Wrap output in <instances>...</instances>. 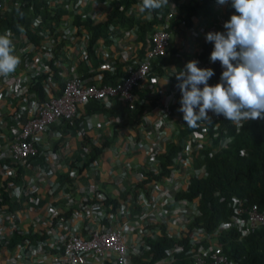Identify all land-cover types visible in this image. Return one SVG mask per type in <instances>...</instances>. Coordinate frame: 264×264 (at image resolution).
<instances>
[{"label":"crops","instance_id":"obj_1","mask_svg":"<svg viewBox=\"0 0 264 264\" xmlns=\"http://www.w3.org/2000/svg\"><path fill=\"white\" fill-rule=\"evenodd\" d=\"M73 1H79L81 4L79 14H87L95 22L103 21L112 6V0ZM187 1L168 0L167 5L173 14L182 17L185 14ZM63 7L67 14L62 15L61 21L54 24L50 36H39L38 44L34 45L25 35L20 34L14 38V54L21 55L31 61L36 60L41 71L50 72L49 67L43 60L52 56V50L61 41L62 45L57 48L56 56L60 60L56 64L62 67L58 71L61 81L63 82L74 72L81 77L89 78L90 82L95 84L103 83L100 81L98 73L101 71L99 62L102 43L105 45L106 54L110 58H114L115 66H119L120 77L128 66H134L141 58L148 41L138 38L135 27L124 28L120 25H116L119 26V29L114 38H108L109 32L105 37L97 38L93 52L95 59L87 58L90 33L84 30L82 26L76 27L73 24L72 11L68 6ZM231 9H234L231 7V0L225 5L216 3L211 15L191 17L189 26L184 25L182 22L172 26L169 30L170 40L166 54L155 62V69L151 74L155 77V81L152 83L147 80L143 81L135 88L136 100L133 111L126 110L125 104L119 97H110L100 100L107 108L101 113H86L84 105L79 104L76 112V117L79 118L78 129L73 127L65 129L59 121L53 122L40 142V151L44 157L43 163L45 165L42 167L36 166V172L30 170L29 166L20 168V170L32 171L33 178L35 177L36 180L41 182L37 189V197H35L36 202L38 200V205H35L33 209H25L22 206L13 212H5L6 216L4 218L2 216L3 220H1L4 224L3 233L9 232L11 228L15 227L22 230V232L37 234L43 232L46 235L44 236L47 237L61 236L68 233L83 235L92 230L105 228L106 225L101 223L104 214L102 209L97 213V218L92 219L88 216L87 204L80 205L83 200L92 196L94 189L102 190V193L108 191L105 194H109L111 198H116L120 204L116 209V213L107 214L108 225L110 228L114 226L121 228L123 239L131 252L138 250V243L141 239L140 228L146 227V232L153 235L158 233L160 229L155 223L156 219L170 218L171 216H176L177 219L184 216L190 217L189 215L192 210L195 211V207L189 205L182 208L178 201H174L172 198L175 191L185 187L188 175L190 171H193L188 160L191 153H194V146H191L192 142L198 141L195 148L201 147L199 144L200 138L206 133L199 135L196 130H193L184 136H180L179 129L186 127L183 117L172 114L165 119L162 116V111L166 106H169L170 110L173 111L175 105L180 103L182 93L177 87L179 82L176 79V73L186 70L185 66L188 61L196 60L198 61V67L210 68V55L200 57L199 52L207 41L206 34L208 32L226 31L224 23H218L216 20L223 21L226 16L235 13V9L233 11ZM3 11H6V9ZM128 12L134 19L145 17V14L134 6ZM44 51H48V54L44 55ZM94 61H96V65ZM30 76L31 74L23 65V62L19 63L14 73L7 77L0 76V158H9L8 142L12 136L11 132L20 127L19 123L25 120L23 119L24 116L27 118L30 115L32 103L42 101H38L34 94H30L28 89L32 81ZM46 82L49 84L45 83L44 99L61 89L57 81H51L47 78ZM31 96L33 97L30 99ZM127 140L130 143H127ZM103 141L106 142L105 146L98 157L89 164L90 167L95 166L98 168L97 176L93 177V180H88L87 183L85 181L84 184L81 181L78 183L73 181L71 177L73 171L67 166L57 167L52 165L51 149L54 152L57 150L61 153L65 151L75 152L74 155L78 151V156L82 155L87 158L90 150L93 147H98ZM170 143L183 146L180 153L181 157L178 155L175 158L179 166L171 169L169 175L162 176L156 185L153 184L154 181L149 182V201L142 197L138 201L141 206L139 215H134L130 220L129 213H127L128 204L121 200L119 191L128 183H134L140 178L139 173L136 172L141 166L144 167V170L156 169L155 154L164 152L166 145ZM56 168L63 171V174L58 172L59 178L63 179L59 183L54 182L55 174L53 172ZM16 169H18L17 165L12 162L0 163V176L4 170L6 172H16ZM125 171L130 172L122 175ZM18 175L20 176L22 173L20 172ZM67 183L68 185H66ZM68 186L75 187V196L70 194L71 190L68 191L66 188ZM79 192L81 195L78 194ZM165 196L170 197L165 198ZM73 200L79 204L77 208L71 207L74 203ZM167 200L173 202L171 211L166 216L161 215L163 212L158 209ZM122 203L126 204V208H124L126 214L121 212L120 206L122 207ZM4 209L5 205L0 206V210L4 211ZM23 209L28 211L25 218H22L23 215L19 214V212L24 211ZM68 210H70V214H66ZM28 217L31 223L27 222ZM117 218H119V221L116 220ZM165 222L169 232L176 235V231L180 226L179 223L172 226L171 219H166ZM186 223L187 220L184 224ZM184 224L182 227L185 226ZM191 235L189 233V236ZM205 241L209 243L208 240L205 239ZM32 245L28 248L30 249ZM25 248L26 244L16 241L10 247L11 253L7 254L8 251L4 253L1 249L0 264H7L6 260L8 258L10 261L19 260L20 264H30L28 259L22 258L23 254L29 252V249ZM44 261L45 264L51 262L49 256H45ZM78 264H98V261L87 254L80 258ZM104 264H111V262H104Z\"/></svg>","mask_w":264,"mask_h":264},{"label":"trees","instance_id":"obj_2","mask_svg":"<svg viewBox=\"0 0 264 264\" xmlns=\"http://www.w3.org/2000/svg\"><path fill=\"white\" fill-rule=\"evenodd\" d=\"M19 1L20 4L17 8L13 6L9 11L0 12V34L5 33V31L10 32L14 37L23 34L34 45L38 44L40 38L36 34L38 29L49 28L53 31L54 24L61 21L62 15L67 14L62 4H57L56 0H54V4H49L48 0ZM111 3L112 6L103 21L95 22L87 14L71 12L73 24L76 27L82 26L84 30L90 33L86 57L91 60L95 59L93 55L95 41L97 38L105 37L113 25H120L124 28L135 27L138 38L146 39L149 44L147 34L155 24L165 23L168 31L172 26L181 22L189 26L191 17L211 15L217 0H188L185 14L182 17L173 14L168 5H165L151 13L143 12L145 17L142 19H134L128 12L132 6L140 9L142 0H112ZM168 12H171V17L166 18ZM33 17L40 20L39 25L36 27H33L30 23V18ZM61 38L63 37L61 36ZM61 45L62 42L60 41L56 45L57 47L55 46L56 48L52 50V56L43 60L49 67L50 72L40 71L32 78L29 84L30 94H34L38 101L43 100L45 97L44 86L45 83L49 84L46 82L47 78L51 81H57L61 87L63 86L58 74L62 67L56 64L57 61H60L56 56L57 48ZM213 48L214 44L206 41L199 52V56L211 55ZM161 57H157L152 62V72L155 69V62ZM218 63L219 61L214 63L211 61L210 68L214 70L215 74L208 81L210 85H214L217 81ZM94 64L96 65V61H94ZM118 70L119 66L116 65L111 71H99L100 81L115 83L120 77ZM150 76L151 73L147 75V78ZM59 92H53V95H57ZM30 99L28 98V100ZM82 105H84L86 113H101L107 109L100 100L96 99H90ZM23 119L26 120V117L24 116ZM78 119L75 115L72 120H60L59 123L63 124L65 129L72 127L78 129ZM25 120L20 122L19 126ZM214 123L213 121L209 122L206 130L212 145H216L221 138H226L229 142L216 150L211 146H202L197 148L195 153H191L192 167L195 171L188 175L185 187L180 188L173 194L172 199L174 201L186 199L190 202L186 206L191 205L192 199L196 197V202L192 205L195 207L197 214L193 215L186 226H184L186 231L196 227L210 232L220 221L227 220L232 213L231 208L228 206L231 197H236L244 205L255 203L259 209H264V119L248 120L244 122L241 129L222 115L216 121L215 128L212 125ZM193 130L197 131L198 129L189 127L186 124L185 128L179 129V134L184 136ZM105 143L103 141L98 147H93L85 160L77 156V161H81V166L78 169L93 162L105 146ZM182 150L183 146L180 144H167L164 152L155 154L157 160L156 169L144 170V167L141 166L138 168L140 178L134 183H128L119 191L120 198L128 204L130 219L140 213L141 206L138 201L142 197L145 199L150 198V192L148 187H146L147 184L151 181H159L162 176L169 175L171 169L179 166L175 158L178 155L180 156ZM43 160L42 154L38 153L27 157L23 166L42 167L45 165ZM0 163H9V158H0ZM16 165L18 168L22 167L20 164ZM200 169L203 171L201 175L197 174ZM18 173H20L19 169L16 170L14 176L8 175L7 179L12 180L16 185L20 184ZM25 192L29 194H25ZM31 196L35 197L31 191H24L21 195L16 196L11 188H6V182L0 180V206L5 205V212H13L22 206L26 209H33L35 205H38V200L36 202ZM91 201L92 199L87 198L82 203L85 205ZM100 203L104 211L101 223L106 225L105 228H109L107 214L116 213L119 203L116 198H111L110 196H104ZM78 206L79 204H74L71 207L77 208ZM70 210L66 214H70ZM155 223L160 228L159 232L142 237L139 242L138 253L130 251L129 262L131 264H151L153 261L172 253L173 259L168 264H191V255L195 250L193 249L194 242H190L187 237H179L169 232L164 219H156ZM44 235L43 232L40 234L22 232L19 228L14 227L9 232L3 233L0 237V245L11 247L16 241H20L26 244L25 249H29L28 247L37 238H44L46 236ZM218 241L221 242L222 251L235 264H264V227L257 228L241 238H238V232L235 228H229L219 233ZM174 245L180 247L176 252L172 251Z\"/></svg>","mask_w":264,"mask_h":264},{"label":"built area","instance_id":"obj_3","mask_svg":"<svg viewBox=\"0 0 264 264\" xmlns=\"http://www.w3.org/2000/svg\"><path fill=\"white\" fill-rule=\"evenodd\" d=\"M4 1L5 0H0V12L3 9ZM56 3L68 6L74 13H79L81 10V4L79 1L56 0ZM19 4L20 1L17 0L14 2L13 6L17 8ZM169 17H171V12L166 14V18ZM39 21L38 18L30 19V23L33 27L38 26ZM118 29L119 26H111L108 38H114ZM51 33L52 31L49 28H40L36 31V34L40 37H48ZM148 37L149 44L144 49L141 58L134 66H128L125 69L124 74L119 77L115 83L103 82L95 84L90 82L89 78H82L72 72V74L63 81V86L61 87L59 94L49 95L40 102L32 103L30 115L18 129L12 131V136L8 142L10 162L23 166L24 160L27 157L41 153V138L50 129V125L53 122L60 120H72L76 115L78 105L84 104L90 99L104 100L110 97H119L125 104L127 110L133 111L136 100L134 88L143 81L147 80L151 83L155 81L154 76L151 75L147 78V75L149 73L152 74V62L155 61L157 57L166 54L170 32L166 29L165 23H158L150 29ZM10 38L14 45L15 37L11 34ZM105 49V45L102 43L99 68L101 70L111 71L114 69L115 60L106 54ZM43 54L47 55L48 51H44ZM16 56L19 58V61L23 62V65L26 66L28 72L31 74V80L41 71V68L36 61L28 60L21 55ZM217 70L218 77L216 83L219 82L223 71L220 62L218 63ZM180 106V103H178L173 111L170 110L169 106H166L162 111L163 118L166 119L172 114L183 117V113L179 111ZM208 115L211 118V121H201L198 123V126L195 127L198 129L197 133L199 135L206 133L207 124L209 122H215L212 124L213 128H215L216 121L220 118V116H217L211 111H209ZM127 143H130V141L127 140ZM79 156L81 159L83 158V160H85L84 156ZM77 162H79L80 165L77 166L76 169L81 166V161ZM36 168V166H29V169L35 172L37 170ZM129 172L130 171H125L122 175L129 174ZM15 174V171L6 172L4 170L0 176L1 181L6 182V188H11L16 196L20 194L21 190L32 191V182L24 188L23 186H14L15 184L12 180L7 179L8 175L14 176ZM102 198H104L103 194L100 196V194L95 193L94 201L87 204V212L90 218H97V213L101 210L100 200ZM195 202L196 197L192 199L191 204ZM178 203L180 207L184 208L190 202L186 199H180L178 200ZM228 206L231 208L232 213L227 220L220 221L210 232L198 228V236H204L209 243L205 248L200 247L193 251L191 255V264H235V262L228 258V256L222 251L221 242L218 241L219 233L229 228H235L238 232V238H241L257 228L264 227V209H259L255 203L244 205L236 197H231ZM0 211H2L0 213L1 237L4 229V224L1 220L6 216V213L3 210ZM122 213L126 214V211L122 210ZM176 232V236L187 237L190 242H195L198 239L194 234V236H189V232L182 226H179ZM139 234L142 238L144 236H150L151 233L146 232V228L142 227L139 229ZM172 249L173 252H176L180 247L174 245ZM129 253L130 250H128V246L123 239L121 228L114 226L111 228L92 230L83 235L68 233L61 236L54 235L36 239L29 249V252L23 254L22 258L28 259L30 264H45V256H49L51 260L50 264H78L82 256L90 254L96 259V261H98V264H104V262H111L113 264H131L129 262ZM135 253H138V250H136ZM8 259L6 260L7 264H20L19 260L10 261ZM172 259V253H169L167 256L157 259L151 264H168Z\"/></svg>","mask_w":264,"mask_h":264},{"label":"clouds","instance_id":"obj_4","mask_svg":"<svg viewBox=\"0 0 264 264\" xmlns=\"http://www.w3.org/2000/svg\"><path fill=\"white\" fill-rule=\"evenodd\" d=\"M228 2L217 0L220 5ZM167 4L168 0H142L140 10L151 13ZM231 7L235 13L224 23L226 32L206 34L214 44L210 60L223 68L219 82L210 85L214 70L198 67L196 60L176 73L182 93L179 111L189 127L211 121L209 111L240 129L248 120L264 119V0H231ZM10 36V32L0 34V76L4 77L20 63Z\"/></svg>","mask_w":264,"mask_h":264},{"label":"rangeland","instance_id":"obj_5","mask_svg":"<svg viewBox=\"0 0 264 264\" xmlns=\"http://www.w3.org/2000/svg\"><path fill=\"white\" fill-rule=\"evenodd\" d=\"M17 0H5V2H4V4H3V9H2V11L4 10V9H6V11H9V9L10 8H12L13 7V4H14V2H16ZM49 1V4H54V0H53V2H52V0H48ZM232 11L234 10V9H231ZM231 15H232V13H231ZM230 15H228V16H226L225 17V19L223 20V21H218V20H216L218 23H225V21H227V20H229L230 19ZM169 40H170V38H169ZM34 61H36V60H34ZM80 139V138H79ZM200 142H199V144H200V146L202 147V146H211L213 149H219L220 147H223L224 145H226L229 141L226 139V138H221L220 140H219V142L216 144V145H212V143H211V139H210V137H209V135L208 134H206V135H203V136H201V138H200ZM210 142V143H209ZM196 143H198V141H194V142H192V144H191V146H194V148H193V152L195 153L196 151H197V148H195V145H196ZM200 148V147H199ZM49 150H50V148H49ZM66 150V149H65ZM51 153H52V156L53 157H51L52 158V165H56L57 167H68V168H70V169H72V171H73V175H71V177H72V180L73 181H77V183L78 182H83V184H84V181L87 183V181L88 180H93L94 178L93 177H95V176H97V171H98V168H96L95 166L94 167H90L89 165L88 166H85V167H81V169L79 170V169H76V167L77 166H79L80 165V163L79 162H77V154H78V151H77V153L74 155V153H70V151H65V152H63V153H61L60 151H57V150H55V152H54V150H52L51 149V151H50ZM193 154V153H192ZM189 160V166H190V168H191V166H192V160H191V157H190V159H188ZM9 162H10V159H9ZM19 169V171L22 173V175H20L19 176V179H20V181H21V183L20 184H18V187H26L30 182H32V184H31V189H32V191L31 192H33L34 194H35V197H37V189L39 188V186H40V184H41V182L39 181V180H36V178L34 177L33 178V174H32V171H24V170H20V168H18ZM18 169H16V170H18ZM192 170L193 171H190V173L189 174H191V173H193L195 170L193 169V167H192ZM58 172H59V174H63V171L60 169V168H56L55 169V171L53 172V174H55V178H54V182H61V181H63V179L61 178H59V174H58ZM61 172V173H60ZM136 173H139L138 171L136 172ZM85 174H87V175H85ZM96 174V175H95ZM197 174H203V171L200 169V170H198L197 171ZM23 175H24V177H23ZM140 175V174H139ZM70 177V178H71ZM53 182V183H54ZM57 184V183H56ZM150 184V183H149ZM149 184H147V186L146 187H148V190H149V187H150V185ZM153 184L154 185H156L157 184V181H154L153 182ZM66 185H68V183L66 184ZM14 186H16V184L14 185ZM33 187V188H32ZM67 189H68V191L69 190H71L70 191V194H72V196L74 195V193H75V187H66ZM102 191V190H101ZM100 190H98V189H94L93 190V194H92V196L91 197H88V198H90V199H92V201H94V195H95V193H98V194H100V196H101V194H103L104 196H107V195H109V194H105V192L107 193L108 191H105L104 193H102ZM24 191L23 190H21L20 191V194H18V196L19 195H21L22 193H23ZM25 194H29V193H26L25 192ZM79 195H81V193L79 192L78 193ZM75 196V195H74ZM30 197V196H29ZM32 197V196H31ZM35 197H32V198H34L35 199ZM167 197H170V196H167ZM166 196H165V198H167ZM87 198V197H86ZM86 200V199H85ZM122 200V199H121ZM146 200H147V198H146ZM74 201V200H73ZM84 201V200H83ZM82 201V202H83ZM91 201V202H92ZM148 201H149V198H148ZM90 202V203H91ZM89 203V202H88ZM126 203V202H125ZM172 201L170 202V201H166L165 203H163V205H161V207L158 209V210H162L161 212H163L161 215H168L167 213L169 212V211H171V208H172ZM74 204H77V202L76 201H74V203H73V205ZM83 204V203H82ZM87 204V203H86ZM192 205V204H191ZM126 206V204H123L122 203V207H121V212H122V210H125L124 208H126L125 207ZM127 208H128V205H127ZM26 209V208H25ZM25 209H23L24 211H22V212H19V214H21V215H23V217L22 218H25L27 215H28V211L27 210H25ZM102 209V208H101ZM2 211H0V213H1ZM127 213H129V208H128V210H127ZM178 213V212H177ZM123 214V213H122ZM121 214V215H122ZM131 214H132V212H131ZM134 215V214H133ZM193 215H196V210L195 211H191V214L189 215L190 217H188V216H184V217H181V218H179V219H177V217L175 218V217H170V218H167V217H165L164 218V220H166V219H171V224H172V226H174L176 223H179L178 225H180V226H182L184 223H185V220H187V223H188V221L190 220V218L193 216ZM183 218H186V219H183ZM129 219H130V217H129ZM117 221H119V218H117L116 219ZM131 220V219H130ZM24 222H26V221H24ZM28 223H31V221H30V219H29V217H28V221H27ZM186 223V224H187ZM186 224H184L185 226H186ZM177 225V224H176ZM109 228H110V226H109ZM144 228H146V227H144ZM188 231V230H187ZM189 233H192V235L194 234V235H196L197 236V241H195L194 242V246H193V249H195V250H197L198 248H200V247H202V248H205L207 245H208V242L207 241H205V237L204 236H198V234L197 233H199V229L198 228H196V227H193L192 229H190L189 231H188ZM1 249H2V252H6V251H8L7 252V254L8 253H11V250H10V247H6L5 245H0V251H1ZM172 251H173V249H172Z\"/></svg>","mask_w":264,"mask_h":264}]
</instances>
